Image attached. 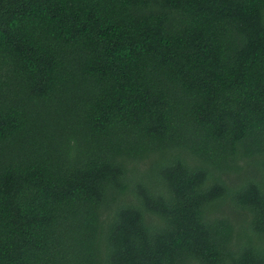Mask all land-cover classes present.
<instances>
[{
    "label": "trees",
    "instance_id": "16d2710c",
    "mask_svg": "<svg viewBox=\"0 0 264 264\" xmlns=\"http://www.w3.org/2000/svg\"><path fill=\"white\" fill-rule=\"evenodd\" d=\"M0 264H264V0H0Z\"/></svg>",
    "mask_w": 264,
    "mask_h": 264
}]
</instances>
